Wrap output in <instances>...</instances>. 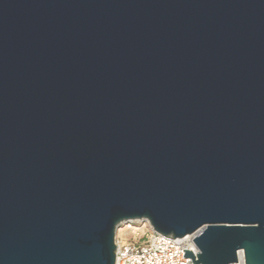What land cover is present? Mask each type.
I'll list each match as a JSON object with an SVG mask.
<instances>
[{
	"label": "water",
	"instance_id": "water-1",
	"mask_svg": "<svg viewBox=\"0 0 264 264\" xmlns=\"http://www.w3.org/2000/svg\"><path fill=\"white\" fill-rule=\"evenodd\" d=\"M144 218L264 264V0H0V264Z\"/></svg>",
	"mask_w": 264,
	"mask_h": 264
},
{
	"label": "built area",
	"instance_id": "built-area-1",
	"mask_svg": "<svg viewBox=\"0 0 264 264\" xmlns=\"http://www.w3.org/2000/svg\"><path fill=\"white\" fill-rule=\"evenodd\" d=\"M141 220V221H140ZM144 220V221H142ZM138 222H143V229L133 233V237L124 240L119 236L120 228L131 231ZM199 230L183 237L164 234L157 231L151 222L144 219L122 221L117 226L115 236L116 264H195L193 257L184 256L186 250H192L197 258L200 249L195 242ZM234 264H246L244 253L239 251L238 262Z\"/></svg>",
	"mask_w": 264,
	"mask_h": 264
},
{
	"label": "bare ground",
	"instance_id": "bare-ground-1",
	"mask_svg": "<svg viewBox=\"0 0 264 264\" xmlns=\"http://www.w3.org/2000/svg\"><path fill=\"white\" fill-rule=\"evenodd\" d=\"M142 221H144V220H142ZM143 227L144 226H138V225L133 226V229L130 232L133 234V233L137 232L138 230L143 229ZM125 232H126L125 228H120L119 229V232H118L119 236L123 237L124 240H126V234H125ZM116 234H117V229H116ZM116 234H115V236H116Z\"/></svg>",
	"mask_w": 264,
	"mask_h": 264
},
{
	"label": "rangeland",
	"instance_id": "rangeland-1",
	"mask_svg": "<svg viewBox=\"0 0 264 264\" xmlns=\"http://www.w3.org/2000/svg\"><path fill=\"white\" fill-rule=\"evenodd\" d=\"M142 224H143V222H138L137 225H142ZM142 230H144V229H142ZM125 234H126V239L133 237V234L130 231H126Z\"/></svg>",
	"mask_w": 264,
	"mask_h": 264
}]
</instances>
